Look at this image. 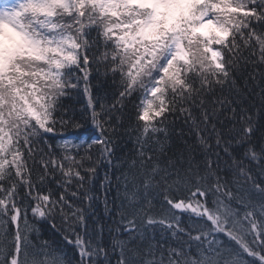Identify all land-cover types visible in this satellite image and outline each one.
<instances>
[{
  "label": "snow or ice",
  "instance_id": "snow-or-ice-1",
  "mask_svg": "<svg viewBox=\"0 0 264 264\" xmlns=\"http://www.w3.org/2000/svg\"><path fill=\"white\" fill-rule=\"evenodd\" d=\"M241 60L264 65V0H0V264H72L47 241L30 238L29 210L33 218H62L76 264H112L87 231L84 211H65L72 208L67 186L83 187L96 173L92 146L112 155L90 90V71L101 68L118 81L116 104L139 101L130 114L139 159L122 173L118 230L126 239L112 246L116 264H264V179L252 174L254 165L264 176V89L256 116L251 101L216 96L217 88L234 87ZM81 81L98 137L63 134L84 127L65 118L61 99ZM176 112L208 150L202 164L183 153L163 167L155 159L153 142L167 135ZM46 180L65 191L57 195ZM157 229L177 243L145 245Z\"/></svg>",
  "mask_w": 264,
  "mask_h": 264
},
{
  "label": "trees",
  "instance_id": "trees-1",
  "mask_svg": "<svg viewBox=\"0 0 264 264\" xmlns=\"http://www.w3.org/2000/svg\"><path fill=\"white\" fill-rule=\"evenodd\" d=\"M248 57V53H244ZM255 59V58H249ZM95 68V66H93ZM261 73H264V65L259 62L245 63L244 60L239 62V66L233 73L235 78V85L233 88L224 86L223 90L217 88L216 96L224 99L236 100L237 104H244L251 107L254 104L256 107L251 109V114L256 116L257 109L260 104V94L264 89V79L261 78ZM255 76V79L252 77ZM90 90L96 101V110L100 113L99 119L103 126L107 129L105 139H111L112 155L111 157L102 156L101 149L103 145H93L91 152L93 162L96 166V173L84 182L83 187H79L77 183L68 185L66 198L72 205V208H65V211L71 216V212L75 208H80L84 211L87 231L96 236L94 243L100 244L107 248L110 253L112 264H116V257L119 255V250L115 253L111 252L112 246L117 239H126V234L118 230L122 228L120 220L121 202L124 200V181L122 173L129 170V164L132 159H139L137 153L140 146L136 142V136L133 134L134 120L130 119V114L133 111V105L139 101H133L121 108L116 104L118 99V81L113 80L111 73L104 74V69L101 68L99 72L92 70L89 75ZM239 97V99H238ZM64 104V116L66 119H75L80 121L84 127L81 129L68 128L64 131V135H76L86 133L88 136H100V132L92 124L91 110L87 109L88 97L83 92V81L79 90H70V94L62 97ZM251 101V104L249 103ZM105 106L104 111H100V105ZM113 104L116 108L113 109ZM117 109L119 111H117ZM226 114L228 109H224ZM261 119L257 117V124L261 123ZM166 132L159 133V142H153L155 150V159L159 161L160 166L163 167L171 159L173 162L180 158L183 153L184 159L187 160L189 156H195L198 162L202 164L205 153L208 151L204 149L198 142L196 136L188 131V125L185 123L184 116L176 112L169 117L166 122ZM183 129L184 135L180 136L178 133ZM259 137V133H257ZM256 143V140L253 141ZM210 144L215 148V140L211 139ZM235 149L234 155L243 156V147L241 145L233 144ZM223 157V152L221 150ZM213 159L215 157L213 156ZM109 160L111 161L109 163ZM227 158L224 157L221 161V174L223 175L228 168L226 163ZM186 166V165H185ZM253 178L256 180L264 179L256 166H252ZM59 173H57V180H59ZM85 175H87L85 173ZM228 179H233L230 174ZM47 180H52L49 176ZM45 181V187L52 190L57 195L64 192L65 189L60 187L58 182L49 184ZM249 188L251 182H249ZM76 192V196L71 193ZM162 200L155 201V210H160ZM28 220L32 226L30 238L34 242L47 241L51 248L55 249L58 254L64 255L67 260H71L72 264H76L79 260L78 252L73 251V245L67 244L64 240L62 229L66 228L62 218L56 217L48 220L40 218H33L31 211H28ZM182 224L188 226L191 221L185 216ZM55 224V227H53ZM77 231L82 235L85 232L84 225L77 228ZM39 238V239H37ZM74 239V237H72ZM87 238V237H85ZM175 245L176 238L172 237L170 233L156 231H149L143 238L145 245L151 244L154 248L158 244ZM159 258V252H157ZM103 259V256H101Z\"/></svg>",
  "mask_w": 264,
  "mask_h": 264
}]
</instances>
